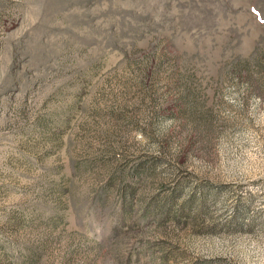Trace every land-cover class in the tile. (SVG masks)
<instances>
[{
  "label": "rangeland",
  "instance_id": "1",
  "mask_svg": "<svg viewBox=\"0 0 264 264\" xmlns=\"http://www.w3.org/2000/svg\"><path fill=\"white\" fill-rule=\"evenodd\" d=\"M0 264H264V0H0Z\"/></svg>",
  "mask_w": 264,
  "mask_h": 264
}]
</instances>
